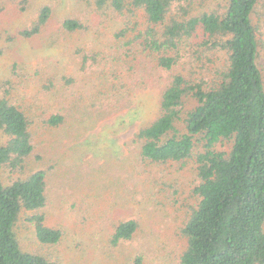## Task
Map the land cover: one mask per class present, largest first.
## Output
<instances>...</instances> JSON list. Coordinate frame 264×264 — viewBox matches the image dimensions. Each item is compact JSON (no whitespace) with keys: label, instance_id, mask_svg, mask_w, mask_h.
<instances>
[{"label":"trees","instance_id":"obj_1","mask_svg":"<svg viewBox=\"0 0 264 264\" xmlns=\"http://www.w3.org/2000/svg\"><path fill=\"white\" fill-rule=\"evenodd\" d=\"M105 1L97 0L100 9ZM192 3L109 2L118 16L140 11L144 23L138 29L130 20L112 34L114 59L140 50L159 68L171 71L181 59V47L188 45L194 59L191 69L198 74H172L159 95V114L138 129L133 142L145 163L193 164L198 181L191 192L196 200L180 229L186 247L179 264H264V69L259 61L264 23L253 19L264 0H226L220 10L194 14ZM106 15L103 9L100 17ZM86 30L74 17L54 21L51 6L43 5L18 33L64 49L73 45L85 68L97 53L76 46L72 37ZM212 52H223L221 64L210 58ZM76 82L73 76L61 75L59 81L53 77L42 85L45 96L65 100L42 119L31 117L30 107L25 110L0 97V130L7 136L0 144V264H58L44 254L23 250L14 226L22 212L31 211L27 219L41 244L58 245L62 238L61 228L46 225L42 210L47 175L57 160L47 155L42 142L43 150L37 148L39 153L33 154L34 125L58 128L83 120L88 110L84 103L90 101L73 89ZM189 100L194 106L186 108ZM32 154L38 163L34 168L29 166ZM4 168L17 174L8 185L1 180ZM137 227L135 220L120 221L112 243L131 239Z\"/></svg>","mask_w":264,"mask_h":264},{"label":"rangeland","instance_id":"obj_2","mask_svg":"<svg viewBox=\"0 0 264 264\" xmlns=\"http://www.w3.org/2000/svg\"><path fill=\"white\" fill-rule=\"evenodd\" d=\"M110 1L100 9L97 0H0V97L25 110L30 107L31 117L46 118L65 100L45 96L42 85L70 75L77 81L73 89L90 101L84 103L88 110L78 123L58 128L34 125L33 154L39 153L42 142L40 146L50 148H43L47 155L57 160L47 175L42 210L46 225L62 229L59 244L46 246L36 239L27 219L31 211L19 215L14 230L23 250L44 254L58 264H179L186 247L180 229L196 200L191 192L198 181L193 164L145 163L133 139L159 114V95L172 74L197 78L191 69L192 48L181 47V59L171 71L159 68L140 50L114 59L112 34L130 20L138 29L144 23L140 11L115 15ZM225 1L193 0L192 13L220 10ZM43 5L51 6L54 21L70 16L87 27L72 37L76 46L97 53L85 68L73 45L70 54L68 47L19 35ZM103 9L107 15L100 17ZM253 19L263 25L264 6ZM210 58L221 64L223 52H212ZM259 58L264 69V38ZM193 106L189 100L186 108ZM6 137L0 130V144ZM33 154L28 160L31 168L38 165ZM16 176L7 168L1 171L5 185ZM129 219L138 224L131 239L112 243L116 225Z\"/></svg>","mask_w":264,"mask_h":264}]
</instances>
